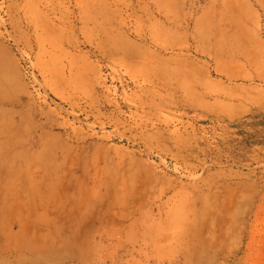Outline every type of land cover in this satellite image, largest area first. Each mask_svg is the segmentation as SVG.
Masks as SVG:
<instances>
[{
  "label": "rangeland",
  "instance_id": "374dc122",
  "mask_svg": "<svg viewBox=\"0 0 264 264\" xmlns=\"http://www.w3.org/2000/svg\"><path fill=\"white\" fill-rule=\"evenodd\" d=\"M0 264H264V0H0Z\"/></svg>",
  "mask_w": 264,
  "mask_h": 264
}]
</instances>
